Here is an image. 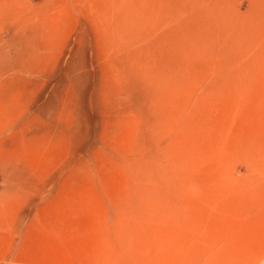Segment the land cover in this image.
I'll return each instance as SVG.
<instances>
[{
    "label": "rangeland",
    "instance_id": "1",
    "mask_svg": "<svg viewBox=\"0 0 264 264\" xmlns=\"http://www.w3.org/2000/svg\"><path fill=\"white\" fill-rule=\"evenodd\" d=\"M0 264H264V0H0Z\"/></svg>",
    "mask_w": 264,
    "mask_h": 264
}]
</instances>
